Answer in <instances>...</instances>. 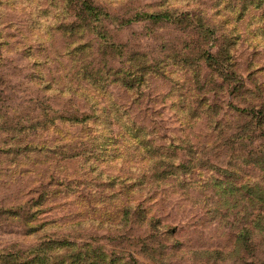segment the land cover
<instances>
[{
  "label": "rangeland",
  "instance_id": "rangeland-1",
  "mask_svg": "<svg viewBox=\"0 0 264 264\" xmlns=\"http://www.w3.org/2000/svg\"><path fill=\"white\" fill-rule=\"evenodd\" d=\"M0 264H264V0H0Z\"/></svg>",
  "mask_w": 264,
  "mask_h": 264
}]
</instances>
